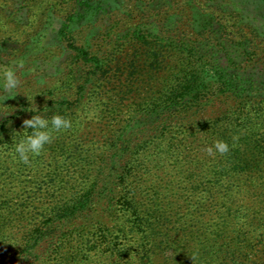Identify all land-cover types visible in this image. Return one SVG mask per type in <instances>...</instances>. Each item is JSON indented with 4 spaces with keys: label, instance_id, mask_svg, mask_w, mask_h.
Returning a JSON list of instances; mask_svg holds the SVG:
<instances>
[{
    "label": "rangeland",
    "instance_id": "rangeland-1",
    "mask_svg": "<svg viewBox=\"0 0 264 264\" xmlns=\"http://www.w3.org/2000/svg\"><path fill=\"white\" fill-rule=\"evenodd\" d=\"M20 61L0 264L55 222L29 264H264V217L226 216L264 213V0H0V68ZM36 106L72 127L26 165Z\"/></svg>",
    "mask_w": 264,
    "mask_h": 264
},
{
    "label": "clouds",
    "instance_id": "clouds-1",
    "mask_svg": "<svg viewBox=\"0 0 264 264\" xmlns=\"http://www.w3.org/2000/svg\"><path fill=\"white\" fill-rule=\"evenodd\" d=\"M23 67L24 63L20 61L0 68V90L4 93L14 94V97L17 96L18 94H15L16 90L21 85L17 70ZM7 100H3V107H5L4 102ZM30 112L34 115L30 119L24 120L22 133L14 132L21 138L12 144L14 158L18 156L19 162L26 165L30 163V158L38 157L43 153L46 145L52 142L54 132L59 133L72 127L71 119L59 113H54L48 118L46 115L41 114L44 109L41 111L37 106ZM29 129L31 130L30 133L27 131ZM206 151L209 155H214L215 152L224 154L229 151V145L222 140H216L211 146L207 147Z\"/></svg>",
    "mask_w": 264,
    "mask_h": 264
},
{
    "label": "trees",
    "instance_id": "trees-1",
    "mask_svg": "<svg viewBox=\"0 0 264 264\" xmlns=\"http://www.w3.org/2000/svg\"><path fill=\"white\" fill-rule=\"evenodd\" d=\"M112 163H113L112 161H111V163H106L105 166L103 167V170H104V168H110V171L111 170L112 171H117V163H113V167H110V164H112ZM218 181H220V180H218ZM126 206H127L126 204H122L121 205V207H122L121 208L122 209L121 213H122V216H124V217H125V213L127 212ZM231 207H229L227 212H226V216L228 218H234L235 219V218H239V217H242V216L243 217H251V216H254V215H257L256 217H264V213L260 214L258 212H254V213H251L249 215L248 214L247 215H244V214L242 215L241 212H239V211L237 212V211L234 210L233 207L232 208ZM83 208H85V207H82L81 209H83ZM61 223L62 222H60V223H56L55 222L51 226L46 224L42 228L36 229V231H33V233H35V235L32 236L30 239H26L25 240V246L21 249V251L19 253L18 260L22 264H29L30 262H32L33 260H30V259H32L31 250H33V248L42 247L43 244L49 245L47 240L50 237H53V236H55L58 233L59 229L62 227ZM49 226H50V228H49Z\"/></svg>",
    "mask_w": 264,
    "mask_h": 264
}]
</instances>
